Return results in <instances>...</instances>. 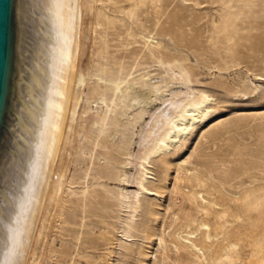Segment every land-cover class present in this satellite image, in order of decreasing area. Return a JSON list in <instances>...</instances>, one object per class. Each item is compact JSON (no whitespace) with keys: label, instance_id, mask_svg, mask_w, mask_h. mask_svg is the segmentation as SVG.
<instances>
[{"label":"rangeland","instance_id":"rangeland-1","mask_svg":"<svg viewBox=\"0 0 264 264\" xmlns=\"http://www.w3.org/2000/svg\"><path fill=\"white\" fill-rule=\"evenodd\" d=\"M142 1L131 18L121 12L132 8L129 1L89 0L81 68L88 71L104 55L100 45L107 34L114 55L110 62H124L136 75L150 73L152 82L170 74L171 89L182 96L189 89L181 81L187 79L192 89L212 95L209 113L150 160L148 190L132 237L125 236L128 213L115 191L139 190L137 184L105 179L109 191L102 189L100 195L109 192L106 200H114L105 223L90 215L84 227L79 212L74 219L78 240L71 235L73 204L65 199L72 195L65 185L39 264H264V0ZM104 6L122 20L115 29L97 25L96 11ZM168 106V100L147 106L134 128L133 154L142 151L140 137L151 116ZM76 146L70 150L67 177L76 168ZM116 156L122 161L118 169L135 173L134 164L123 163L126 155ZM82 185L73 184V190ZM65 247L75 255L63 258Z\"/></svg>","mask_w":264,"mask_h":264},{"label":"water","instance_id":"water-1","mask_svg":"<svg viewBox=\"0 0 264 264\" xmlns=\"http://www.w3.org/2000/svg\"><path fill=\"white\" fill-rule=\"evenodd\" d=\"M89 0H0V264H39L63 205Z\"/></svg>","mask_w":264,"mask_h":264},{"label":"bare ground","instance_id":"bare-ground-1","mask_svg":"<svg viewBox=\"0 0 264 264\" xmlns=\"http://www.w3.org/2000/svg\"><path fill=\"white\" fill-rule=\"evenodd\" d=\"M100 1L103 4L121 2V0ZM126 1L132 3V8L121 12L126 13L131 18H135L139 0ZM235 1L245 2L244 0ZM141 2L143 1L141 0ZM96 21L99 27L115 29L122 20L108 14L106 6H104L96 11ZM106 35L104 34L102 45H100V52L104 53L102 55L104 58H101V56L98 61L96 60L97 62L93 67L86 72L82 68L80 69L70 146L71 150L72 145L77 142L76 160H74L76 168L70 177H66L67 193L72 195V198L65 199L73 204L70 216L73 218L71 222H73L74 227L71 229V235L77 240L80 237L76 229L78 223L74 219L80 216L79 212L81 213V223L84 227L88 226L86 219L90 215L99 217V223H105L104 215L109 212L110 203L114 202V200H106V193L109 192L100 195L102 189L109 191L107 184L104 183L105 179L119 182L132 181L140 188L139 190L130 191L125 187H119V190L115 191V197L128 213L125 222L126 228H124L125 236H133L132 231L136 227L137 214L142 207V195L148 190L146 181L149 179L150 174L148 169L150 160L165 150H169L177 139L185 137L192 126L209 113L207 108L212 101V95L210 96L209 93L202 90L192 89L187 79V81L184 79V81H181L189 89H187L188 92L186 91L187 96H182L181 92H173L171 89L170 84L174 77L170 74L166 77L167 79H162L163 81L159 83L152 82L150 73L136 75L137 71L135 68L128 69L124 62L119 60L110 62L108 59L112 55L109 52L110 40L108 38L106 40ZM84 52L85 43L82 56ZM89 80L92 81V86L90 94H86ZM255 89H258V86ZM167 91L170 92L169 98L168 95L165 96ZM157 100H168L169 106L161 113L151 116V122L148 123L140 137V142L143 143L142 151L135 155L136 153L133 154L132 152L135 135L134 128L139 120L142 119L147 106ZM79 121L80 128L76 131ZM118 152L127 156L126 160L123 161L124 164H134L136 166L134 174L129 176L125 170L118 169V163L122 162H118L119 159L117 160L118 156L116 155ZM78 168L79 170H77ZM90 182H92V186L89 185ZM77 183H81V185L84 183L82 190H73V184ZM103 194L106 195L104 196ZM108 197L107 199H109ZM93 204L94 206L91 207ZM95 205L100 207L97 209ZM107 232L114 236L113 231ZM94 239L96 240L97 238ZM92 240L90 239L88 243L95 241ZM100 240L103 239L101 238ZM87 241L84 240L85 243ZM97 241L98 239L95 245L99 244V241ZM60 253L63 258L67 259L74 254L72 247L62 248Z\"/></svg>","mask_w":264,"mask_h":264}]
</instances>
